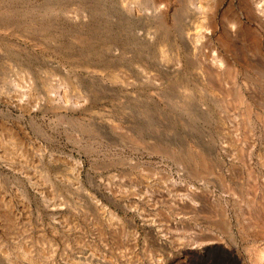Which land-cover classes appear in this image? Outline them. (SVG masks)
Here are the masks:
<instances>
[{
	"label": "rangeland",
	"instance_id": "obj_1",
	"mask_svg": "<svg viewBox=\"0 0 264 264\" xmlns=\"http://www.w3.org/2000/svg\"><path fill=\"white\" fill-rule=\"evenodd\" d=\"M261 1L0 0V264H260Z\"/></svg>",
	"mask_w": 264,
	"mask_h": 264
},
{
	"label": "bare ground",
	"instance_id": "obj_2",
	"mask_svg": "<svg viewBox=\"0 0 264 264\" xmlns=\"http://www.w3.org/2000/svg\"><path fill=\"white\" fill-rule=\"evenodd\" d=\"M255 1V3H257V5L255 6L256 8H254V12H253V14L254 15H256L257 17H260L261 18V14H262V11H261V5H259L260 4V1L261 0H254ZM262 2V1H261ZM255 5V4H254ZM253 9V8H252ZM251 11V10H250ZM251 13H252V11H251ZM253 15V16H254ZM260 15V16H259ZM263 16V15H262ZM256 18V17H255ZM262 19H264V17L262 18ZM185 37H187V36H185ZM186 42H185V44L187 45V47L188 48H190V49H193V51H194V49L195 48H193V44H192V42L189 40V39H186L185 40ZM46 97H49L48 95L46 96ZM259 261H260V264H264V251L262 252V254L260 255V257H259Z\"/></svg>",
	"mask_w": 264,
	"mask_h": 264
}]
</instances>
